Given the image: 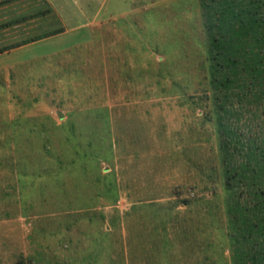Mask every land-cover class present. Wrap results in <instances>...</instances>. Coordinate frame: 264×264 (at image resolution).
I'll list each match as a JSON object with an SVG mask.
<instances>
[{
  "label": "rangeland",
  "instance_id": "374dc122",
  "mask_svg": "<svg viewBox=\"0 0 264 264\" xmlns=\"http://www.w3.org/2000/svg\"><path fill=\"white\" fill-rule=\"evenodd\" d=\"M202 1V32L176 11L149 27L159 46L104 24L7 59L0 264H231L228 208L264 189V100L223 121L226 157L205 23L245 26L258 53L264 0Z\"/></svg>",
  "mask_w": 264,
  "mask_h": 264
},
{
  "label": "crops",
  "instance_id": "0c3cea01",
  "mask_svg": "<svg viewBox=\"0 0 264 264\" xmlns=\"http://www.w3.org/2000/svg\"><path fill=\"white\" fill-rule=\"evenodd\" d=\"M203 8L202 0H0V70L8 65L7 59L31 50L36 41L51 40L54 32L62 37L94 25H109L112 42L139 40L159 46L163 31L150 26L166 16L175 18L179 11L181 17L188 15V29L200 28L201 33ZM167 9L171 12L157 18Z\"/></svg>",
  "mask_w": 264,
  "mask_h": 264
},
{
  "label": "trees",
  "instance_id": "16d2710c",
  "mask_svg": "<svg viewBox=\"0 0 264 264\" xmlns=\"http://www.w3.org/2000/svg\"><path fill=\"white\" fill-rule=\"evenodd\" d=\"M221 15L223 14H217L218 19ZM205 28L209 29L208 33L210 32L208 42L210 45L207 50L210 97L214 105L217 131L225 137L220 141V149L226 157L233 160L232 145L227 139L232 130L223 121L229 116L240 118L241 112L244 109L246 112V107H250L247 105L258 106L264 100V51H262L264 46L260 45L262 50L258 49L257 53L255 51L257 47L252 45L249 33L251 30L243 25L234 27L233 24L226 23L219 24L218 27L205 23ZM215 29L220 32L218 38L212 33ZM231 37H237L239 44L242 41L241 50L240 45ZM183 204L186 205L187 202L184 201ZM235 208L236 211L232 208H228L227 211L228 229L231 231L229 235L231 264H264V189L257 191L255 195L246 196L241 208L242 213L238 205Z\"/></svg>",
  "mask_w": 264,
  "mask_h": 264
}]
</instances>
